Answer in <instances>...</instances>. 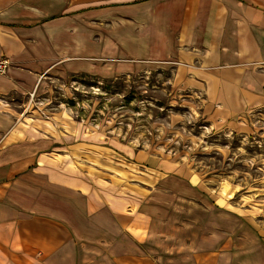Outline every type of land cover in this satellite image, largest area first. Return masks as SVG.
<instances>
[{"label":"crops","instance_id":"1","mask_svg":"<svg viewBox=\"0 0 264 264\" xmlns=\"http://www.w3.org/2000/svg\"><path fill=\"white\" fill-rule=\"evenodd\" d=\"M2 57L8 65L0 98L31 93L52 72L97 74L116 61L124 62L121 73L129 62H158L172 65L177 84L200 95L212 129L245 133L264 122V0H0ZM3 102L0 264H78L79 246L90 253L97 244L108 245L111 264H153L139 247L151 240L147 212L55 178L39 165L49 145L18 125ZM163 161L151 165L163 173L153 191L171 188L163 182L181 174L178 164L166 161L174 165L165 168ZM193 176L174 181L192 189ZM65 195L70 213L62 208Z\"/></svg>","mask_w":264,"mask_h":264},{"label":"rangeland","instance_id":"2","mask_svg":"<svg viewBox=\"0 0 264 264\" xmlns=\"http://www.w3.org/2000/svg\"><path fill=\"white\" fill-rule=\"evenodd\" d=\"M111 63L115 67L97 74L52 72L31 93L0 98L18 117V125L37 130L34 133L43 139L40 145H49L39 165L55 178L81 184L110 202L124 198L127 208L138 213L144 209L150 217L151 240L139 247L152 255L153 264H202L200 258L207 264H264V122L256 121L245 133L212 129L200 95L177 84L172 65L129 62V70L119 73L124 62ZM53 115L72 119L74 132L56 127L52 134L36 127L38 116L42 120ZM79 142L109 148L112 164L134 163L149 173L147 168L164 160L182 171L163 182L171 188L154 191L155 183L149 187L142 182L145 173L129 174L135 178L127 182L148 189L143 194L113 183V173L87 157L109 161L106 153L85 147L78 149L80 158L74 157L72 145ZM189 174L199 179L192 189L174 181L186 180ZM154 176L157 181L163 173ZM222 189L231 196L221 194ZM143 197L145 201L137 204ZM64 198L63 211L70 213V196ZM73 216L74 212L66 217L67 222ZM204 231L206 238L200 235ZM106 246L97 244L90 253L79 246L76 255L83 259L78 264H93L92 259L95 264H111L104 257ZM136 252L140 253L138 247ZM88 255L94 256L90 260Z\"/></svg>","mask_w":264,"mask_h":264},{"label":"bare ground","instance_id":"3","mask_svg":"<svg viewBox=\"0 0 264 264\" xmlns=\"http://www.w3.org/2000/svg\"><path fill=\"white\" fill-rule=\"evenodd\" d=\"M34 111H36V110H34ZM38 117L39 118H36L37 121H38L36 123L37 126L36 125L35 126L44 128L45 131H49L52 134H54V132L56 130V127L62 128V131H64V132H70V133L74 132V124H75V122L72 119H70L69 117H67V116L66 117H61V116L53 115L50 119H42V120H39V119H41L40 116H38ZM50 120H52L54 123L51 122ZM72 147H74V149L72 151V155L74 157H77V158H80V155L78 153V149L79 148H85V147L92 148V149L95 150V152L98 151L99 154L101 153L102 156L105 153L108 156V153H109V150H110L107 147H101V146L94 145V144H87V143H84V142H79V143L73 144ZM87 157L90 160H92L93 162H96V163L100 164L103 168H106V169L110 170L113 173V174H111V181L113 183H115V184L124 183L125 186L136 188L137 191H139V192H141L143 194H146L148 192V189L144 188V187H138L137 188L136 185L127 182L126 178H128L130 176L129 174H132L133 176H137L135 173H141V174L145 173V176H141L140 178H142V182H144L145 184H148L149 186H152L156 182V177L154 175H162V173H160L158 170H155L153 168H147L149 173H146L145 171L137 169L135 167L134 163H129V164L126 163V164H124V163H120V162H115V163L112 164L111 162H113V161H112V159H110L112 156H110V155L108 156L109 157V159H108L109 161H103V162L100 159H97L95 157V155H87ZM161 164H163L165 166V168H171L174 165V164H170V163H168L166 161H163ZM122 167H124V168H122ZM88 171L96 172V173L101 172L100 170L94 169V168H91V167H88ZM134 178L135 177H129L128 180H134ZM193 181L194 182L196 181L195 177H193ZM220 193L224 194L225 193L224 189L220 190ZM225 194L227 195V197L231 196L230 192L229 193H225Z\"/></svg>","mask_w":264,"mask_h":264},{"label":"built area","instance_id":"4","mask_svg":"<svg viewBox=\"0 0 264 264\" xmlns=\"http://www.w3.org/2000/svg\"><path fill=\"white\" fill-rule=\"evenodd\" d=\"M7 65H8V60L7 58H0V73H4L6 71V68H7Z\"/></svg>","mask_w":264,"mask_h":264}]
</instances>
